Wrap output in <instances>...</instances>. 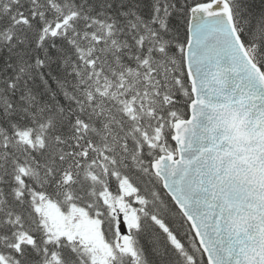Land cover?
<instances>
[{"label": "snow or ice", "instance_id": "6c2138e0", "mask_svg": "<svg viewBox=\"0 0 264 264\" xmlns=\"http://www.w3.org/2000/svg\"><path fill=\"white\" fill-rule=\"evenodd\" d=\"M0 264H264V0H0Z\"/></svg>", "mask_w": 264, "mask_h": 264}]
</instances>
